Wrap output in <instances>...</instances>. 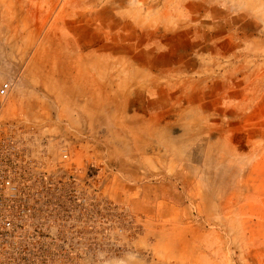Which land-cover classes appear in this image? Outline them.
<instances>
[{
  "label": "rangeland",
  "instance_id": "374dc122",
  "mask_svg": "<svg viewBox=\"0 0 264 264\" xmlns=\"http://www.w3.org/2000/svg\"><path fill=\"white\" fill-rule=\"evenodd\" d=\"M3 82L83 177L79 264H264V0H0Z\"/></svg>",
  "mask_w": 264,
  "mask_h": 264
},
{
  "label": "built area",
  "instance_id": "2783aa9c",
  "mask_svg": "<svg viewBox=\"0 0 264 264\" xmlns=\"http://www.w3.org/2000/svg\"><path fill=\"white\" fill-rule=\"evenodd\" d=\"M8 82L0 85V97ZM51 135L21 119L0 120V264H79L83 250V180L59 159Z\"/></svg>",
  "mask_w": 264,
  "mask_h": 264
},
{
  "label": "crops",
  "instance_id": "0c3cea01",
  "mask_svg": "<svg viewBox=\"0 0 264 264\" xmlns=\"http://www.w3.org/2000/svg\"><path fill=\"white\" fill-rule=\"evenodd\" d=\"M53 100H54V99H53ZM74 123H75L74 121H71V123H70V124H72V125H75Z\"/></svg>",
  "mask_w": 264,
  "mask_h": 264
}]
</instances>
